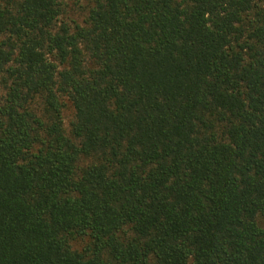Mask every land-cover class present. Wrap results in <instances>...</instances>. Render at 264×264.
Returning a JSON list of instances; mask_svg holds the SVG:
<instances>
[{
  "label": "trees",
  "instance_id": "1",
  "mask_svg": "<svg viewBox=\"0 0 264 264\" xmlns=\"http://www.w3.org/2000/svg\"><path fill=\"white\" fill-rule=\"evenodd\" d=\"M0 264H264V0H0Z\"/></svg>",
  "mask_w": 264,
  "mask_h": 264
},
{
  "label": "rangeland",
  "instance_id": "2",
  "mask_svg": "<svg viewBox=\"0 0 264 264\" xmlns=\"http://www.w3.org/2000/svg\"><path fill=\"white\" fill-rule=\"evenodd\" d=\"M80 15H81L80 11L75 12V15L70 14L72 18H78L80 17ZM72 113H73L72 107L68 104V106L65 107V110H64V116L66 117L65 118L66 121L68 120V118L72 117Z\"/></svg>",
  "mask_w": 264,
  "mask_h": 264
}]
</instances>
